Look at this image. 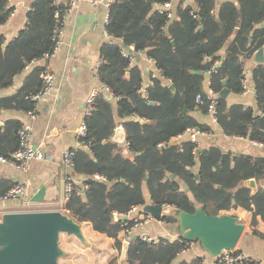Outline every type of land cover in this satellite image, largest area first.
<instances>
[{
  "label": "trees",
  "instance_id": "16d2710c",
  "mask_svg": "<svg viewBox=\"0 0 264 264\" xmlns=\"http://www.w3.org/2000/svg\"><path fill=\"white\" fill-rule=\"evenodd\" d=\"M10 0H0V26L12 13ZM171 0H114L110 7L107 31L121 43H107L102 48L103 63L99 69L101 82L116 98L113 106L107 94L100 93L93 110L86 114L87 140L91 149L77 148L74 151V172L85 174L87 189L82 194L73 191L65 203L68 216L79 222H90L93 228L115 239L120 251L123 240L118 235L124 224L132 222L116 220L115 214H127L135 207L144 206L146 185L150 200L157 206H177L179 211L193 214L198 209L196 202L209 215H221V211L243 207L252 212L251 225L254 234L264 238L256 229L259 218L264 222V189L252 194L241 183L264 174V157L240 154L223 158V150L212 146L201 150L189 139L178 145L170 142L183 135L188 128L213 133L212 129L199 124L190 112L200 110L208 113L209 97L203 90V73L216 60L220 66L210 75V87L217 95V123L222 132L230 137H242L264 145V66L254 70V83L260 114L251 107L228 105L226 98L218 97L224 81L232 93H243L242 75L245 62L258 49L264 47V26L256 21L264 18V0H239L243 6L241 25L237 23V7L232 2L220 5L217 17L215 0H196L197 10L180 6L174 18L155 10L156 4ZM70 4L66 0H35L28 13L25 28L18 37L5 43L0 36V90L14 84L15 77L32 69L24 84L15 94L0 97V157L10 158L19 143L22 122L7 119L1 123L4 110L28 113L33 109L31 96L43 85L42 72L46 67L34 64L53 52V35L59 25L55 13L66 15ZM221 26L225 32L221 33ZM238 28V31H236ZM233 37L224 58L218 53L229 38ZM252 39V42H250ZM125 47L133 46L134 53L144 52L168 78L175 89L160 78H153L142 89V70L132 63V57L123 53ZM211 58L210 62H206ZM200 71V74L193 73ZM201 95L202 100L197 101ZM135 117L146 119V123ZM117 118L124 120L129 153L119 150L111 141L113 131L119 125ZM199 161L198 170L194 167ZM174 173L184 181L192 197L180 183L169 178ZM102 176L107 183L95 178ZM147 178V180H146ZM11 180L0 179V197L13 186ZM78 188V187H76ZM80 189V187L78 188ZM168 222L176 218L165 216ZM184 237L169 241L163 238L147 242L137 236L131 241L127 264H173L177 256L188 248ZM235 252H240L235 250ZM111 264H121L119 257ZM178 264H203L202 259ZM216 264H225L217 257Z\"/></svg>",
  "mask_w": 264,
  "mask_h": 264
},
{
  "label": "crops",
  "instance_id": "0c3cea01",
  "mask_svg": "<svg viewBox=\"0 0 264 264\" xmlns=\"http://www.w3.org/2000/svg\"><path fill=\"white\" fill-rule=\"evenodd\" d=\"M34 2L35 0L9 1V6L12 7L11 16L5 24L0 26V36L4 37L6 44L18 37L20 31L25 28L28 13L31 11ZM106 2L107 0H102V2L98 4H93L92 0H80L77 1L76 5L69 7L65 15L66 19L57 52L49 58H43L34 63L48 68L54 77V87L51 93L39 104L38 114L34 121L33 129V144L36 148H40L44 151L47 160H32L26 172L19 170L9 163L0 161V179L11 180L15 183L14 186L20 181H25L26 183V193L23 197L8 202H0V223L3 222L6 214L26 210L28 206L32 209L43 211H60L68 215V211L65 210V203L69 200V198H67L68 194L65 186L67 179L72 178L75 182V186L78 188L80 187V189L76 188L77 191L81 190L83 193V191L88 188V186L84 184L88 176L76 173L74 169L66 166L64 156L66 152L82 148L78 143V133L79 128L85 122L87 101L93 92H96L95 100L100 93H105L113 103L114 108L116 109L117 107L118 100L113 98L110 90L101 82L99 76V69L103 63V46L109 42L122 44L121 40L113 39L107 31L111 6L109 7ZM170 2L172 4L171 11L173 14L171 19L177 16L180 6H190L195 11L197 10L196 0H171ZM215 2L216 9L214 18L217 17L218 8L221 4L232 2L237 7L238 27L241 25L243 6L239 0H215ZM154 9L157 10L156 7H154ZM255 23L258 27L264 26V18L257 20ZM236 31H238V28ZM224 32L225 30L223 26H221L220 34L222 35ZM232 40L233 37L229 38L219 51L218 55L221 58H224L227 54ZM250 42H252V39H250ZM133 48V46L125 47L123 44V53L125 54L128 52L132 54L133 52L131 53V51ZM131 57L132 63L142 70L143 81L141 91L142 93L143 91L146 92V95L143 94L144 96H147L146 90L150 86L153 78L162 79L170 88L171 85H174L168 78L162 75L155 62L148 58L144 52H137L132 54ZM208 59L210 60L208 61ZM100 61L102 62L97 70ZM210 61L211 58L206 59V62ZM260 66H264V64ZM32 67L33 66L18 74L11 87L0 90V97L15 94L24 84ZM254 70L252 72L247 70V90L243 93L236 94L232 93L229 89L230 94L226 99L228 105L240 104L251 107L257 112L255 114L258 115L261 111L258 109ZM203 75L205 77L203 81V90L208 97H210L213 92L210 87V75L207 74V71L204 72ZM214 95L217 97L215 93ZM218 97H220L219 94ZM190 115L199 124L207 126L213 131V133L203 132L198 136L195 143L198 144L200 151L212 146H218L226 153V156L230 153L233 155V158H236L240 154L264 157V145L250 139L225 135L218 123L214 122L208 113L194 110L190 112ZM12 118L18 119L22 123L28 120L26 113L17 110H4L1 123ZM138 119L141 118L135 117L136 121H139ZM117 120L119 123L117 128L122 127L124 129L125 138L123 142L114 140L115 137H117V128H115L111 141L117 144L120 151L132 156L129 153L127 132L123 125L124 120L121 118H117ZM143 120H145L144 123L147 122L146 119ZM186 139H189L187 135L179 139H173L172 141L178 140L179 143L172 145H178L181 140ZM123 146H126L125 150L120 149V147ZM198 167L199 161L197 159V164L194 167L195 172L198 170ZM174 179H176L180 183L182 189L186 190L192 197L186 183L176 177V175ZM254 179H256L257 182V191L255 192L257 193L259 189H264V174ZM98 180L103 182L106 181L105 178L104 180ZM241 186L248 187L245 181L241 183ZM42 188H45L44 199L39 202H32L31 200L35 193ZM249 189L252 194H255L251 188ZM143 191L146 204L152 203L146 185L143 187ZM196 205L198 208L201 207L197 202ZM163 208L167 210L168 213L164 214L162 218L157 219L150 214L144 213L142 211L143 206L136 207V213L134 214L136 217L150 215L152 219L133 232H135L137 236H147L155 238L156 240L163 238L174 241L180 237H184L185 232L180 224L181 213L179 212L181 211L178 210L177 206H163ZM223 214L235 216L245 224V231L238 242L236 250L253 260L262 261L264 264V238L253 233L255 227L251 225L252 212L239 206L231 208L230 210L221 211V215ZM170 215L176 218L175 222H168L163 219L165 216ZM115 217L116 220L126 218L124 214H118V216L115 214ZM73 220L78 224L80 234H60L59 247L62 250V255L58 259L60 264H111V261L116 257H119L120 262L122 249L120 251L118 250L114 238L104 233L97 232L90 222ZM256 229L258 232L264 234V222L260 218ZM130 234L127 235L124 231H121L118 237L123 240V242L130 241L131 245L133 239L131 240ZM194 259H202L203 264H216L217 257L206 250L201 241H189L188 248L177 256L173 264H178L183 261L190 263ZM127 261L129 260H124L120 263L127 264Z\"/></svg>",
  "mask_w": 264,
  "mask_h": 264
},
{
  "label": "water",
  "instance_id": "95a60500",
  "mask_svg": "<svg viewBox=\"0 0 264 264\" xmlns=\"http://www.w3.org/2000/svg\"><path fill=\"white\" fill-rule=\"evenodd\" d=\"M66 3H69V0H66ZM263 64L264 48L261 47L247 60L246 68L252 72ZM194 73L199 74L200 71ZM223 83L226 85V81ZM171 88L174 89V85H171ZM143 94L146 95V92L143 91ZM229 94L230 90L225 86L219 96L226 98ZM141 122L144 123L145 120L142 119ZM116 134L117 137L114 140L123 142L124 129L117 128ZM177 143H179L178 140L170 142L171 145ZM120 149L125 150L126 146L120 147ZM199 153L200 150L197 151V154ZM224 157H226V153L223 154ZM170 178L174 179L175 174H170ZM245 182L254 193L257 191L256 179H248ZM44 197L45 188H42L35 193L31 201L39 202ZM142 211L157 219L168 213L163 207L152 203L145 204ZM179 213H181L180 224L185 232L184 238L190 241H201L206 250L215 257L220 256L226 250L236 249L245 231V224L229 214L213 216L207 214L201 207L193 214L183 211ZM61 233L79 235L80 229L73 218L60 211L39 210L6 214L3 222L0 223V264H60L58 259L62 255V250L59 247ZM135 237L136 233L132 232L131 240ZM129 248L130 241H124L120 257L121 263L124 260L135 263L134 260L129 259Z\"/></svg>",
  "mask_w": 264,
  "mask_h": 264
},
{
  "label": "built area",
  "instance_id": "2783aa9c",
  "mask_svg": "<svg viewBox=\"0 0 264 264\" xmlns=\"http://www.w3.org/2000/svg\"><path fill=\"white\" fill-rule=\"evenodd\" d=\"M77 1L80 0H70L69 4L70 7L76 5ZM93 4H98L102 2V0H92ZM114 0H107V5L110 7ZM156 9L163 14H166L168 18H171L173 16L171 7L172 4L171 2H166L164 4H156L155 5ZM55 16L59 19V25L56 27L54 35H53V40L55 41V47L53 49V52L50 54H47L45 58H49L53 56L57 50L58 46L60 43V37L63 32V26L65 23L66 16L61 15L59 11L55 13ZM134 53V48L132 49L131 53ZM132 53V54H133ZM128 56H132L130 53H125ZM100 61L98 63V68L101 65ZM221 61L216 60L212 67L207 71V74L211 75L212 72L216 71L217 68L220 66ZM242 75L244 76L243 78V86L244 89L247 90L248 88V78H247V70L246 68L243 70ZM41 78L43 81V85L41 90L37 93L31 96V99L34 101V106L33 109L30 110L27 113L28 120L24 121L19 129V143L17 146L16 151L10 158H4L0 157V161L3 163H9L19 170L26 172L28 169V165L32 160H47V156L44 153L43 150L40 148H36L33 144V129H34V121L37 118L38 114V109H39V104L40 102L48 96L53 87H54V77L51 71L48 68H45V70L41 74ZM95 97H96V92H93L87 101L86 105V114H89L91 110H93V105L95 102ZM198 101L202 100V96L198 95L197 97ZM209 106H208V114L212 117L214 122H217V97L214 95V92H212L211 96L209 97ZM203 132L195 127L188 128L183 135H180L179 137L175 139H179L185 135L188 136L190 140L193 142L197 141V138L199 135H201ZM78 143L81 147L90 150L91 149V142L87 140V126L85 122L81 125L79 128V133H78ZM73 158H74V151L71 150L69 152H66L64 159H65V164L69 168L73 169ZM49 159V158H48ZM95 178L97 179H102L104 180V177L96 175ZM66 191H67V198L70 197L71 193L73 191H77L75 182L73 181L72 178H68L66 181ZM26 193V183L25 181H20L16 183L15 186H13L5 195L0 197V202H8L11 200H15L19 197H23V195ZM78 194H81L82 191L78 190ZM30 211H39L38 209H32L30 206L27 207L26 211H20V212H30ZM136 213V207L130 210L127 214H124L126 217V221L132 222L131 225L128 226V224L125 225V229L123 230L127 235L132 233L134 230L140 228L141 226L147 224L148 222L151 221L152 217L150 215H144V216H138L136 217L134 214ZM118 216V214H116ZM143 240L147 242H155V238L147 237L144 236L142 237ZM236 249L233 250H226L224 251L219 257L220 261L224 262L225 264H263L262 261L259 260H253L247 256H245L241 252H235Z\"/></svg>",
  "mask_w": 264,
  "mask_h": 264
},
{
  "label": "rangeland",
  "instance_id": "374dc122",
  "mask_svg": "<svg viewBox=\"0 0 264 264\" xmlns=\"http://www.w3.org/2000/svg\"><path fill=\"white\" fill-rule=\"evenodd\" d=\"M23 211H26V210H23Z\"/></svg>",
  "mask_w": 264,
  "mask_h": 264
}]
</instances>
